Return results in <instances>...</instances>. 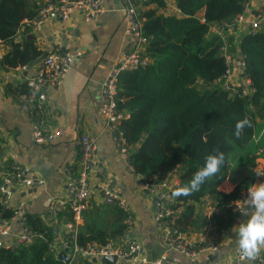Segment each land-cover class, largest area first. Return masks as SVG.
Wrapping results in <instances>:
<instances>
[{
    "label": "trees",
    "instance_id": "obj_1",
    "mask_svg": "<svg viewBox=\"0 0 264 264\" xmlns=\"http://www.w3.org/2000/svg\"><path fill=\"white\" fill-rule=\"evenodd\" d=\"M133 1L139 4L143 0ZM245 3L246 0H175L182 14L176 16L158 12L166 3L151 0L141 12L145 34L151 39L147 49L149 62L120 77L119 105L131 113L121 130L131 147L129 164L137 174L162 178L177 170L184 186L215 148L226 154L227 164L208 178L199 192L177 197L184 208L179 221L183 231L191 224L195 206L205 198L213 197L225 206L264 180L254 171L260 156V146L255 142L257 120L264 118V22L255 35L244 34L238 45L252 94L213 85L226 66L221 41L210 34V27L232 23L243 12ZM152 4L156 8L150 7ZM38 8L29 0H0V40L8 46L0 60L3 69L24 68L42 55L33 40L15 42L22 22L34 17ZM26 87L20 91L22 94L29 92ZM245 117L251 126L246 125L237 138L235 125ZM234 162L245 165L248 175L231 193L223 194L218 188L228 178ZM0 214L3 220L12 216L9 210L0 209ZM123 216L110 234L95 232L88 238L78 235V244H104L123 238L128 230L124 213ZM27 224L44 238L14 250L0 249V264H63L60 258L65 250L56 255L49 249L54 240L52 231L33 217L27 219ZM84 264L94 263L84 259Z\"/></svg>",
    "mask_w": 264,
    "mask_h": 264
},
{
    "label": "crops",
    "instance_id": "obj_2",
    "mask_svg": "<svg viewBox=\"0 0 264 264\" xmlns=\"http://www.w3.org/2000/svg\"><path fill=\"white\" fill-rule=\"evenodd\" d=\"M47 1L58 0H29L36 6ZM102 1L104 13L94 21L85 22L76 13L69 22L49 21L38 32L18 31L15 42L33 40L42 55L34 63L25 66V69L6 70L0 64V173L11 168L27 166L45 181V185L37 189L18 187L12 190V205L18 211V218L11 224L12 231H21L22 219L36 218L52 233L54 227L58 228L53 241L58 251L62 249L66 225L71 220L67 207V176L64 169L69 165L78 164L79 139L83 134H89L96 138L97 169L103 176L92 185L93 193L83 213L78 235L88 238L95 232L110 234L113 228L121 223L120 219L124 217L121 210L103 203L100 188L107 184L126 199L133 218L125 236L114 242L126 248L131 240L138 241L143 247V257L147 260V263L118 261L116 264H151L165 254L173 264H235L234 251L239 246L233 227L238 226L251 214H231L213 197L205 198L195 206V214L185 232L191 240L205 237L208 241L216 242L225 238L221 249L191 259L178 253H167L161 243V233L153 219L152 202L144 196L138 186L140 174L131 169L129 162L117 154L113 136L104 128L100 116L101 83L118 53L127 45L124 33V1ZM165 3V8L158 12L165 15H182L177 14L175 0H166ZM150 7L156 8L155 4ZM257 15H264V0L251 1L248 21ZM248 32L249 24L245 23L231 31L230 41L239 45L241 37ZM4 44L8 51L7 44ZM57 48L64 51H80L81 55L73 61L63 85L59 89L47 91L46 108L41 115L46 130L61 129L62 133L51 145H36L31 141L32 123L17 109L16 104L23 93L20 91L26 85V78L34 75L47 54ZM235 83L247 88L240 75L236 77ZM257 121L259 132L255 142L260 146V156L256 159L254 171H260L264 175V118H258ZM248 172L245 165L232 163L228 178L218 190L223 194L231 193ZM52 196L60 201L57 216L49 209ZM209 218L213 219L214 225L212 230L207 232ZM263 249L264 247L260 248L259 252ZM84 259L80 257L73 264H84Z\"/></svg>",
    "mask_w": 264,
    "mask_h": 264
},
{
    "label": "built area",
    "instance_id": "obj_3",
    "mask_svg": "<svg viewBox=\"0 0 264 264\" xmlns=\"http://www.w3.org/2000/svg\"><path fill=\"white\" fill-rule=\"evenodd\" d=\"M124 1V33L127 38L125 49L121 50L106 77L101 83V106L100 116L104 128L113 136L117 154L129 162L130 145L121 130L124 122L130 120L131 113L122 109L120 103V77L125 72L137 71L148 64L147 49L151 39L144 31V18L141 12L148 8L144 6L151 0H143L136 4L133 0ZM166 1V0H162ZM252 0H246L244 10L232 23L215 24L210 27V34L216 35L221 41V56L225 60V72L213 82L214 86L222 87L227 91L236 92L240 90L243 95H250L253 92L251 81L245 75V60L238 50V44L230 41L229 34L239 26L248 23L250 34L255 35L264 22V15H257L248 21L250 4ZM78 13L85 22L98 19L104 13L102 0H58L57 2L47 1L42 3L34 17L25 19L18 31H40L49 21L69 22L73 15ZM177 8V14H180ZM237 49V50H233ZM7 47L0 40V60L7 52ZM81 55L80 51H64L61 48L54 49L43 59L39 70L32 76L26 78L28 93L21 94L16 104L17 109L30 119L32 123L31 141L36 145H51L56 142L62 131L57 129L48 131L45 129V122L41 117L46 108L47 91L59 89L69 73L73 61ZM25 69V68H24ZM242 76L247 84L243 88L235 83L237 76ZM80 159L77 165H69L64 171L67 176L66 193L68 195V210L71 213V220L66 225L65 239L61 250L58 251L54 241L50 242L49 249L54 254L65 250L60 260L63 264H73L80 257L91 260L101 259L106 256H116L118 261L129 263H147L143 257V247L136 241L131 240L126 248L117 245L113 240L104 244L90 242L86 245H79L77 242L78 228L81 225L83 213L87 208L88 201L93 193L95 180L101 179L103 173L97 169L96 138L83 134L79 139ZM131 166V165H130ZM131 169L134 168L131 166ZM259 173V174H258ZM259 177L263 173L257 172ZM45 181L27 166H19L4 170L0 173V209L9 210L12 216L9 220L0 217V249L14 250L20 246L31 245L43 239L41 233L33 231L27 224V219H22V229L14 233L11 224L18 218V211L12 205V190L18 187L37 189L44 186ZM139 189L149 198L154 207V222L161 233V243L167 253H178L191 259L202 257L208 252H217L225 244V238L219 241H208L205 237L191 240L181 228L179 221L183 214V206L177 201L172 192L182 187L179 173L173 170L162 178H148L140 175ZM103 203L109 207L121 210L125 215L124 223L130 227L133 223L131 208L114 188L109 185H102L100 188ZM248 190L244 191L239 199L231 202L222 208L231 214H252L251 206L246 203ZM60 201L52 196L49 209L54 216L58 215V204ZM239 208V209H238ZM1 215V214H0ZM213 219L209 218L207 232L213 228ZM226 237V236H224ZM235 264H264V249L256 257L249 261L245 258L239 247L234 251ZM151 264H173L167 254L163 255Z\"/></svg>",
    "mask_w": 264,
    "mask_h": 264
},
{
    "label": "clouds",
    "instance_id": "obj_4",
    "mask_svg": "<svg viewBox=\"0 0 264 264\" xmlns=\"http://www.w3.org/2000/svg\"><path fill=\"white\" fill-rule=\"evenodd\" d=\"M246 125L251 126L247 117L236 123L234 135L237 138H239L242 129ZM227 162L225 152L218 147L215 148L212 154L205 157L203 167L193 174L187 184L176 188L172 195L179 197L199 192L206 180L215 176ZM246 203L251 206L252 214L233 228L237 234L235 237L236 243L242 255L248 260H252L256 257L260 248L264 247V182L253 184L248 188Z\"/></svg>",
    "mask_w": 264,
    "mask_h": 264
},
{
    "label": "water",
    "instance_id": "obj_5",
    "mask_svg": "<svg viewBox=\"0 0 264 264\" xmlns=\"http://www.w3.org/2000/svg\"><path fill=\"white\" fill-rule=\"evenodd\" d=\"M57 231H58V228L57 227H54L53 228L54 237L57 234ZM91 261L93 263L102 262L103 264H106V263L116 264L118 262V258L116 256H106V257H103L101 259L92 258Z\"/></svg>",
    "mask_w": 264,
    "mask_h": 264
}]
</instances>
